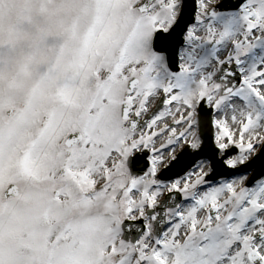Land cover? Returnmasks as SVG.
I'll use <instances>...</instances> for the list:
<instances>
[{"label":"snow or ice","instance_id":"snow-or-ice-1","mask_svg":"<svg viewBox=\"0 0 264 264\" xmlns=\"http://www.w3.org/2000/svg\"><path fill=\"white\" fill-rule=\"evenodd\" d=\"M262 157L264 0H0V264H264Z\"/></svg>","mask_w":264,"mask_h":264},{"label":"water","instance_id":"water-1","mask_svg":"<svg viewBox=\"0 0 264 264\" xmlns=\"http://www.w3.org/2000/svg\"><path fill=\"white\" fill-rule=\"evenodd\" d=\"M244 2H245V0H223L220 4H226V5H230V6H241ZM205 132L208 136H210L214 139V126L213 125L210 128L206 125L205 126ZM210 142L211 141H209V143ZM261 160L264 161V157H262Z\"/></svg>","mask_w":264,"mask_h":264},{"label":"rangeland","instance_id":"rangeland-1","mask_svg":"<svg viewBox=\"0 0 264 264\" xmlns=\"http://www.w3.org/2000/svg\"><path fill=\"white\" fill-rule=\"evenodd\" d=\"M222 0H215V3L218 4L219 2H221ZM168 120L169 123L173 122V118L172 117H167L166 118ZM238 147V146H237Z\"/></svg>","mask_w":264,"mask_h":264}]
</instances>
